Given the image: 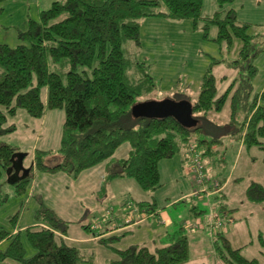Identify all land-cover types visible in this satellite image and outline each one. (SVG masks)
Here are the masks:
<instances>
[{
  "label": "trees",
  "instance_id": "trees-1",
  "mask_svg": "<svg viewBox=\"0 0 264 264\" xmlns=\"http://www.w3.org/2000/svg\"><path fill=\"white\" fill-rule=\"evenodd\" d=\"M233 1L216 0L219 10L207 17L202 16L203 0H63L40 12L37 21L28 22L20 45H0V180L11 171L19 152L1 140L14 131L7 123L18 110L32 118L42 117L46 110L64 111L58 150L61 162L48 167L41 164V156H35L36 170L45 174L62 173L75 180L85 170L105 164L106 182L133 180L141 191H156L161 179L159 164L190 144H196L202 159L219 154L213 149L219 141L210 138L212 131H205L201 122H207L211 114L218 115L227 105L229 120L222 127L243 147L261 151L264 165V88L252 96L251 84L256 75L255 41L259 36L250 34L251 25L239 23L231 9L225 10ZM150 18L189 20L195 27L201 22L206 39L215 27L214 41L233 58L214 62L203 76L197 101L190 103L196 121L192 129L183 128L173 118L148 120L131 115L137 99L154 90L155 81L123 46L129 42L139 49L140 22ZM223 65L236 77L220 94L212 70ZM221 80L226 83L228 78ZM201 134H206L205 138L197 140ZM125 144L129 146L127 155L114 158ZM29 183L28 174L13 187L23 195ZM245 197L252 204H264V186L250 184ZM40 206L34 226L12 238L0 234V242L10 239L4 252L0 251V261L95 264L93 256L81 254L67 240L68 223ZM151 206L136 204L137 210ZM84 228L89 230V226ZM125 234L98 241L116 257L109 264L188 261V240L182 234H174L168 246L153 250L139 245L116 249ZM23 239L34 252L30 257ZM213 247L223 264H259L232 248L221 234L215 237Z\"/></svg>",
  "mask_w": 264,
  "mask_h": 264
},
{
  "label": "rangeland",
  "instance_id": "rangeland-1",
  "mask_svg": "<svg viewBox=\"0 0 264 264\" xmlns=\"http://www.w3.org/2000/svg\"><path fill=\"white\" fill-rule=\"evenodd\" d=\"M62 1H1L0 45L12 48L20 45V36L27 31L28 22L37 21L40 12L48 10L53 3ZM230 9L239 23L251 25L250 34L259 36L255 41L257 56L254 60L256 75L251 83L253 96L264 88V0H234L225 10ZM218 10L216 0H203L202 16H212ZM202 28L203 23L200 22L195 27L189 20L165 18L141 20L139 49H135L129 42L123 47L131 59L144 64L146 72L155 81V88L149 94L139 97L137 103L185 100L193 104L197 101L203 76L212 64L220 60L226 62L228 60L225 59L228 57L230 60L233 59L214 41L217 29L211 27L206 39ZM212 75L216 78L220 94L230 84V80L227 83L222 82V77L227 76L229 79L236 77L224 65L215 67ZM229 113L227 105L218 115L211 114L207 122H201L205 131H212L213 135H210V138L219 141L213 149L218 150L221 156L216 158L217 166L214 169L208 166L206 160H201L204 185H198L189 153L187 149H182L172 159L160 163V187L156 191L144 192L133 180L106 182L105 164L85 170L75 180L62 173L45 174L37 171L36 155L41 156V164L48 167L61 162L58 150L65 114L63 110H46L42 117L32 118L24 110H18L13 117L8 118L7 123L14 126V131L4 135L1 140L17 148L18 153L22 154V166L26 171H30L28 172L30 183L25 193L18 195L9 183L8 173L3 174L0 180V234L12 238L16 233L34 226L36 212L40 209V204H43L59 219L68 223L67 237L72 240L74 246L80 248L78 240L89 237L84 226H89V232L94 234L114 229L123 225L127 215L135 213L133 206L137 203L144 202L150 205L156 203L162 212L168 213L171 224L169 222L167 224L165 217L147 218L141 227L123 231L126 234L115 245L116 249L125 250L133 245L151 248L156 234L162 233L165 228L171 233L184 226L190 260L203 255L207 256L208 264H223L213 255L209 239L214 235L206 228L197 229L198 226L204 225L201 223L204 217L212 214L209 213L211 211L209 201L201 196L204 195L202 193L199 196L192 194L209 185L220 183L223 186L226 182L224 189H227L222 194L220 192L216 194L215 199V202L221 204L225 210H232L229 212L232 221L227 222L234 225L228 228L225 236L232 248H243L242 255L245 258H259V264H264V204H252L245 197V191L250 184L264 186L263 154L258 149L245 147L239 152V140L232 139L228 130L221 126L229 120ZM205 135H198L196 139H203ZM128 151L129 146L125 144L118 149L114 158H124ZM223 176L229 180L223 181ZM123 205L132 206L125 212ZM192 207H199L203 215L196 217L191 211ZM205 209L209 214L204 212ZM172 222L178 226L174 227ZM89 234L92 236V233ZM9 240L0 242V251L4 252ZM22 242L26 256H32L34 252L31 247L25 239ZM165 244L157 243V246ZM89 249L88 254L94 257L95 264H109L116 260L110 251L97 243H92ZM0 264L19 263L4 260L0 261Z\"/></svg>",
  "mask_w": 264,
  "mask_h": 264
},
{
  "label": "crops",
  "instance_id": "crops-1",
  "mask_svg": "<svg viewBox=\"0 0 264 264\" xmlns=\"http://www.w3.org/2000/svg\"><path fill=\"white\" fill-rule=\"evenodd\" d=\"M228 80L231 81L232 79L228 78ZM227 123H228V121L226 123H223V124H227ZM215 145H218V144H215ZM240 150L241 151L243 150V146H242L241 143L239 144V152H240ZM218 155H216V154L210 155V156L202 159V161L206 160L208 166L211 167L212 169H214L215 166H217V164H215V163H216V158L218 157ZM159 166H160V164H159ZM159 171H160V168H159ZM12 174H14V172H12ZM12 174L10 176H12ZM18 176H19V173H18ZM160 178H161V173H160ZM104 179H105V176H104ZM223 179H224L223 181L229 180L227 178H224V176H223ZM123 181L124 180H120L119 182H123ZM225 184H226V182L224 183V185ZM224 185L222 186V188L219 191H212L210 185L207 186V188L201 189V193L204 194V195H201V196H204V198L209 201V204H210L209 208H211V211L209 213L210 214L212 213V214L209 215L210 217L209 216L207 218L204 217V220L201 221V223H204V225L198 226L197 229L198 230H202V229L206 228V229H208V231L210 232L211 235H214V236H211V239H209V241L212 244V250L214 252L213 255H214L216 260H218L219 258L217 257L216 252L214 251V247H213L215 237L218 234H221L224 238L227 239L225 234L227 233L228 228L233 227V225H234V224L232 225V223L228 224L229 222H227V221H232V217H231L232 215L230 216V214H229V212L230 211L232 212V210H230V211L229 210H225L223 207L220 206L221 204L217 203V201L215 202V199L217 198L216 194H218L219 192L222 194L227 189V188L224 189ZM12 186H13V184H12ZM101 190H103L102 184H101ZM205 192H206V194H205ZM192 196H193V194H192ZM212 202H215V203H212ZM141 203H144V202H141ZM123 206H124L123 210L126 212V209L128 207H131L132 205H123ZM217 206H219V208H217ZM133 208H134L135 213L133 215H131V216H128L126 214L127 215V219L123 223V225H119L118 227H115L114 229H106L104 231H100V232L94 234V232H89V230H90V227H89V230H87V232H86L89 235V237L86 236V237H83L81 240H78V242L80 243V244L79 243L78 244L81 247L78 248L76 245H75V247H77V249L79 250V252L81 254L90 257L91 254H88V252L90 250L89 247H90V245L92 243H97L98 244V241L101 238H103V237H108L110 235L119 236L121 234H124L123 231H125V230L128 231V230H131L133 227H137V226L141 227L143 224L146 223V219L147 218L148 219H152V218H156V217H158V218H164L165 217V218H167L166 219L167 224H168V222H169V224H171V220H169V218H168V216H169L168 213L166 214V213L162 212V210L156 205V203H153L151 207H146V208H143L142 210L139 209V208L137 210L136 206H133ZM197 208H198V210H197ZM197 208L196 207H192L191 211L194 212L193 214L196 217L202 216L203 212L199 210V207H197ZM229 209H232V208H229ZM233 211H235V210H233ZM204 212L208 213V211L206 212V209L204 210ZM181 215L184 216L183 214H181ZM211 216H213V217H211ZM177 217H178V215H177ZM229 217H231V218H229ZM215 220H218L223 225L222 228L220 229V231L218 233H216V234H214V233H212L210 231V226H209ZM106 224H108V222ZM172 225L174 227L178 226V224H174V222H172ZM89 233H92L93 235L91 236V234H89ZM176 233L177 234H182L184 236H187L185 234V227L184 226H181V227L177 228L174 232H171V233L167 232V229L165 228L162 233H158V234L155 235V238H153V241H152L150 249L153 250L155 248H161V247L168 246L170 241H171V236H173ZM67 240L72 243V240H70L69 238H67ZM157 243H159V244L166 243V244L165 245H161V246H157ZM85 245H88L89 247L87 248ZM139 246H141V245H139ZM145 247H147V246H145ZM237 249H240L241 250V254H242L243 248H237ZM201 256L202 257H199V258H196V259H193V260H190V257H189L188 261L186 263H184V264H208L207 256H203V255H201ZM254 259H256L259 262V260H258L259 258L258 259L254 258ZM219 264H222V263H219Z\"/></svg>",
  "mask_w": 264,
  "mask_h": 264
},
{
  "label": "water",
  "instance_id": "water-1",
  "mask_svg": "<svg viewBox=\"0 0 264 264\" xmlns=\"http://www.w3.org/2000/svg\"><path fill=\"white\" fill-rule=\"evenodd\" d=\"M131 115L135 119L148 120L173 118L185 129H192L196 126V121L192 117L191 104L185 100L178 102L165 100L162 102L137 103L132 107ZM22 160L23 156L19 153L13 158L12 169L9 173L12 174L14 172V174L10 176L8 173L10 176V184L17 183L28 175L29 171L23 168ZM18 173L23 175L19 177Z\"/></svg>",
  "mask_w": 264,
  "mask_h": 264
},
{
  "label": "built area",
  "instance_id": "built-area-1",
  "mask_svg": "<svg viewBox=\"0 0 264 264\" xmlns=\"http://www.w3.org/2000/svg\"><path fill=\"white\" fill-rule=\"evenodd\" d=\"M199 149L197 148L196 144H190L188 147H187V152L189 153V156H190V159H191V165L193 167V170H194V174L197 175V183L198 185L202 186L204 185V179L202 178V166H201V153L199 154L198 153ZM222 188V186H220L219 183H215L211 189L212 191H219L220 189ZM201 193V191H196L193 193L194 196H199V194ZM206 194V192H205ZM210 231L212 233H215V232H219L220 229L222 228V223H220L218 220H215L214 222H212L210 225ZM216 234V233H215Z\"/></svg>",
  "mask_w": 264,
  "mask_h": 264
},
{
  "label": "flooded vegetation",
  "instance_id": "flooded-vegetation-1",
  "mask_svg": "<svg viewBox=\"0 0 264 264\" xmlns=\"http://www.w3.org/2000/svg\"><path fill=\"white\" fill-rule=\"evenodd\" d=\"M23 174L19 173V177L22 176Z\"/></svg>",
  "mask_w": 264,
  "mask_h": 264
},
{
  "label": "bare ground",
  "instance_id": "bare-ground-1",
  "mask_svg": "<svg viewBox=\"0 0 264 264\" xmlns=\"http://www.w3.org/2000/svg\"><path fill=\"white\" fill-rule=\"evenodd\" d=\"M93 235V234H92Z\"/></svg>",
  "mask_w": 264,
  "mask_h": 264
}]
</instances>
